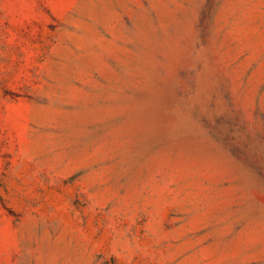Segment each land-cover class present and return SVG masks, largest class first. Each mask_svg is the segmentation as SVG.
<instances>
[{"label":"rangeland","instance_id":"1","mask_svg":"<svg viewBox=\"0 0 264 264\" xmlns=\"http://www.w3.org/2000/svg\"><path fill=\"white\" fill-rule=\"evenodd\" d=\"M0 264H264V0H0Z\"/></svg>","mask_w":264,"mask_h":264}]
</instances>
